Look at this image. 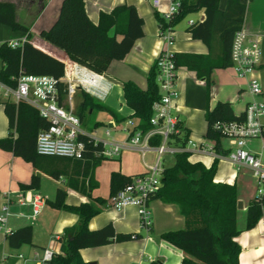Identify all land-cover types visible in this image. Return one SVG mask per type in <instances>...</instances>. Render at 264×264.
<instances>
[{
    "label": "trees",
    "instance_id": "16d2710c",
    "mask_svg": "<svg viewBox=\"0 0 264 264\" xmlns=\"http://www.w3.org/2000/svg\"><path fill=\"white\" fill-rule=\"evenodd\" d=\"M219 2L220 0H182L178 13L170 20L158 14L157 19L160 27L174 29L175 25L189 14L204 10V19L191 23L189 32L193 38L202 40L210 47L214 37L218 36L222 54L216 59L210 54L195 53H173V57L178 67H188L206 82L208 100L205 111L206 138L213 141L215 149L221 153V140L225 135L216 124L242 121L246 113H235L232 103L228 100H220L214 106L210 105L212 73L215 68L232 65V44L235 33L242 28L246 5L241 0H227L226 7L222 9ZM16 7L13 2L0 1V24L14 31L26 32L30 39L17 47H11L8 40L0 42V81L13 86L22 73L49 75L60 79L65 75L68 62L84 65L97 73H105L113 60L125 58L136 40L144 36V19L133 4L124 3L116 5L111 11L102 10L98 22L95 23L87 13L85 0H63L54 23L50 28L42 29L40 36L62 49L67 58L66 62L48 54L32 42L29 26L16 18ZM58 86L60 90L58 99L63 101L66 97V85L59 82ZM123 92L127 105L133 110L130 118L135 121L137 128L146 132L151 128L153 105L161 95L155 64L148 73L146 88H141L135 81L129 79L123 81ZM82 96L83 100L77 108L81 123L95 110L105 111L119 122L126 120L90 93L83 91ZM2 102L9 118L10 133L0 138V148L13 151L56 178L60 177V171L49 168L58 164L67 168L74 162L73 174L69 175L67 185L90 195L89 189L97 186L94 182V169L102 160L108 159L102 155L104 142L102 140L94 142V137L85 132L79 136V140L85 144L82 158L41 155L36 150L37 136L41 130L49 127L50 121L43 117L37 108L25 101ZM180 125L183 128V135L178 137V141L180 145L186 146L189 128L184 127L182 121ZM12 130L17 132L16 137ZM151 143L160 144V138H154ZM189 156V152L177 153L174 156L173 164L164 168L160 189L152 196V199L177 204L186 220L185 227L164 232L161 237L183 251L182 264H239L241 246L235 239L240 233L237 227L239 196L237 186L215 182L218 158L207 167L202 162L190 161ZM133 176L113 172L111 195L130 183ZM39 182L40 177L34 174L30 183L23 184L22 187L35 189ZM66 196L67 190L58 188L53 205L77 213L79 222L65 229L61 252L54 253L49 264H88L81 256L83 248L141 238L142 235L137 233H117L114 224L111 223L98 229L89 227L90 219L100 212L106 199L97 197L93 202L69 205L66 203ZM263 215L264 192L249 204L246 228H253ZM32 238L31 225L12 229L7 233L9 244L13 247L31 243ZM151 264L163 262L158 259Z\"/></svg>",
    "mask_w": 264,
    "mask_h": 264
},
{
    "label": "crops",
    "instance_id": "0c3cea01",
    "mask_svg": "<svg viewBox=\"0 0 264 264\" xmlns=\"http://www.w3.org/2000/svg\"><path fill=\"white\" fill-rule=\"evenodd\" d=\"M0 1H10L17 6L16 18L22 24L29 26L32 33L31 40L37 47L67 62L62 49L40 36L42 29H48L54 23L63 0ZM241 1L246 5L242 28L248 33L251 40L258 41L261 48V64L250 76L245 78L239 77L232 66L215 68L212 73L213 86L210 100L211 106L220 100H228L232 103L237 114L245 112L247 105L253 99L264 102V0ZM124 3L135 5L138 13L144 19V36L136 40L125 58L113 60L108 70L103 73L105 80L110 84L109 93L104 97H94L127 120L131 117L133 110L127 105L124 98L123 81L130 79L141 88L147 87L148 73L156 62L157 55L165 46V41L160 36L161 28L157 14L162 16L168 10L169 2L162 0L160 6L154 8L152 0H85L87 13L95 23L98 22L100 11H111L116 5ZM219 4L220 8L224 9L227 0H220ZM204 17L205 11L200 10L185 17L187 22L182 23L183 19L175 25L173 31L175 40L170 46L171 51L174 53L210 54L215 59L221 56L222 47L218 36L214 37L210 47L202 40L193 38L188 30L190 21L197 23ZM2 27L7 32H4V37H0V42L19 40L27 35L26 32L14 31L6 25ZM250 77L261 81L262 94L251 93L249 89ZM177 78L176 86L179 95L174 110L180 116L183 126L189 128V138L193 143L199 145L214 146V142L206 138L205 111L208 103L206 82L186 66L178 68ZM4 100L6 99L0 95V138L6 137L10 133L9 118L2 102ZM82 100L83 96L81 102ZM90 117L94 118V127L88 130L83 122L84 132L95 138L94 132L100 126L105 125L107 128L104 132L106 138L100 139L104 145L108 147L117 143L123 146L119 156L102 160L94 169V182L97 183V186L89 189L90 195L83 194L80 190L67 185L69 175L73 174L74 162H71L67 168L62 164L49 168L60 171V177L56 178L45 169L37 168L32 162L16 155L13 151L0 148V214H2L3 206L9 200L7 228L14 230L25 225H31L33 228L32 242L23 243L18 247L9 244L6 231L0 228V264H43L44 250L51 249L53 253L61 252L64 231L67 227L78 224L79 215L53 205L58 188L67 190L66 203L69 205L93 202V199L97 197L106 199L100 212L90 219L89 227L91 229H98L111 223L114 224L117 233L142 235L141 238L81 249V256L88 264H151L152 261L158 259L163 264H182L183 251L161 237L164 232L185 227V217L180 213L181 210L177 204L152 199L150 207L153 226L150 229H145L141 225L138 208L128 206L126 209L118 211L109 202L111 174L113 172H121L126 176L141 174L147 170L146 164L153 162L156 153L151 150L143 157L136 147L127 143L128 133L124 130L126 120L119 122L113 115L102 110H95ZM261 122L264 125V115L261 117ZM107 130L109 134L106 133ZM120 131L125 133L121 134ZM12 134L17 136L15 130H12ZM221 142L222 152L218 157L215 182L235 184L239 195L238 201L242 202V208H238L237 213V227L240 233L235 238L241 246L239 264H264V215L253 228H246L247 209L257 197L258 180L250 167L241 165L238 168L231 162L228 153L232 146L228 139L225 137ZM247 147L259 155L264 162V136L249 140ZM214 150L217 152L216 149ZM148 156H152L151 161H148ZM189 160L202 162L205 166L210 167L215 157L209 151H198L192 153ZM34 174L40 177L38 187L35 189L23 188L22 185L30 183ZM36 195L42 196L45 202L40 213L33 218L31 216L32 206L28 200Z\"/></svg>",
    "mask_w": 264,
    "mask_h": 264
},
{
    "label": "built area",
    "instance_id": "2783aa9c",
    "mask_svg": "<svg viewBox=\"0 0 264 264\" xmlns=\"http://www.w3.org/2000/svg\"><path fill=\"white\" fill-rule=\"evenodd\" d=\"M162 0H152L154 8L160 6ZM168 10L163 13L166 20H170L178 13L182 0H168ZM192 23L191 21L189 22ZM160 36L165 41V46L157 55L154 62L157 70V82L160 89V99L153 105V114L150 119L151 128L146 132L137 128L135 121L128 118L124 124V130L128 133L127 143L136 147L143 157L153 150L156 156L152 163L146 164L147 170L141 174L134 175L131 182L125 187L117 190L110 196V205L118 211L128 206L138 208L141 225L145 229L153 226L152 209L150 202L152 196L162 185V175L165 168L164 159L167 155H176L181 152L209 151L215 158L220 154L215 152V147L199 145L189 138L186 146L179 144L178 137L183 135L181 119L176 113L175 102L178 98L176 80L178 79V66L173 57L170 46L174 43V29L171 27H160ZM30 39L26 35L19 40H9L11 47L21 46ZM232 68L236 74L245 78L250 76L261 64V48L257 40H251L248 33L241 28L235 33L231 49ZM66 85V97L63 101L58 99V83ZM257 78H249V89L252 94L260 95L263 88ZM110 88L109 82L105 80L103 73H97L90 68L78 64L67 63L66 72L63 77L56 79L49 75H35L22 73L16 79V85L0 81V95L6 100L13 102L25 101L37 108L40 114L50 121L48 128L41 130L37 136L36 150L41 155H56L66 158H82L85 144L79 140L80 134L85 133L77 108L72 102L76 90L90 93L92 96L104 97ZM246 117L242 121L229 123H218L216 127L222 129L225 137L232 146L228 157L238 168L248 166L258 180L256 196L264 192V162L259 155L250 151L247 142L251 139L263 137L264 125L261 117L264 115V102L253 99L246 108ZM109 134V131L106 132ZM160 138V144L154 145L151 141ZM99 138H94L98 142ZM121 144H111L104 147L102 155L107 158L117 157L121 154ZM28 202L32 206L31 216L35 218L41 211L45 202L40 195L33 196ZM9 200L3 206L0 214V228L9 233L7 228V216ZM53 251L44 250L43 264H49Z\"/></svg>",
    "mask_w": 264,
    "mask_h": 264
},
{
    "label": "rangeland",
    "instance_id": "374dc122",
    "mask_svg": "<svg viewBox=\"0 0 264 264\" xmlns=\"http://www.w3.org/2000/svg\"><path fill=\"white\" fill-rule=\"evenodd\" d=\"M185 22H187V20H183L182 21V23H185ZM3 26V25H2ZM1 25H0V37H4L3 35H4V32H7L5 29H4V27H2ZM1 39H4V38H1ZM0 68H1V64H0ZM77 92H75L74 94H73V98H72V102H73V104H74V106L76 107V108H79L78 106L80 105V102H81V98H82V91L81 90H76ZM93 122H94V118L93 117H88L87 118V120L85 121V127L89 130L94 124H93ZM107 128L105 127V125H103V126H100L97 130H96V132H94V136H96V137H98L99 139H102V140H104L105 138H106V136H105V134H104V132H105V130H106ZM121 132V134L123 133H125V132H123V131H120ZM147 159H148V161H151L152 160V156H148L147 157ZM165 161H164V165H166V166H168V165H172L173 164V162L175 161L174 160V155H167L166 157H165V159H164ZM103 181V180H102Z\"/></svg>",
    "mask_w": 264,
    "mask_h": 264
},
{
    "label": "water",
    "instance_id": "95a60500",
    "mask_svg": "<svg viewBox=\"0 0 264 264\" xmlns=\"http://www.w3.org/2000/svg\"><path fill=\"white\" fill-rule=\"evenodd\" d=\"M238 208H242V202L241 201H238Z\"/></svg>",
    "mask_w": 264,
    "mask_h": 264
}]
</instances>
